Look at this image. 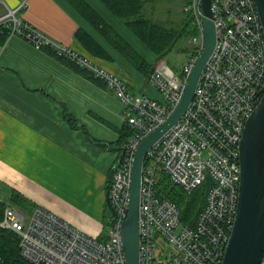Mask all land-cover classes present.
<instances>
[{"label": "built area", "instance_id": "2783aa9c", "mask_svg": "<svg viewBox=\"0 0 264 264\" xmlns=\"http://www.w3.org/2000/svg\"><path fill=\"white\" fill-rule=\"evenodd\" d=\"M193 0L198 33L182 72L157 62L149 74L156 94L133 93L127 81L26 21L27 0L0 15V32L20 35L36 48H50L112 87L125 108L133 133L118 153L110 199L117 215L106 240H100L57 212L3 201L0 228L19 237L21 255L34 264H127L123 223L129 214L132 171L142 139L163 124L181 102L189 75L205 46ZM217 29L215 48L181 116L148 150L140 191L139 264H222L239 203V143L246 122L264 93V30L255 0H212ZM208 175L213 182L208 183ZM181 187L188 194L205 187V202L191 221L163 189ZM0 254V264H6ZM264 264V255L260 262Z\"/></svg>", "mask_w": 264, "mask_h": 264}, {"label": "crops", "instance_id": "0c3cea01", "mask_svg": "<svg viewBox=\"0 0 264 264\" xmlns=\"http://www.w3.org/2000/svg\"><path fill=\"white\" fill-rule=\"evenodd\" d=\"M20 1L0 0V15ZM27 2L22 16L37 29L121 76L133 93L147 85L155 93L134 57L148 65L157 57L110 0ZM82 3L98 22L81 13ZM5 35L0 32V183L101 236L108 175L123 146L124 104L70 59Z\"/></svg>", "mask_w": 264, "mask_h": 264}, {"label": "water", "instance_id": "95a60500", "mask_svg": "<svg viewBox=\"0 0 264 264\" xmlns=\"http://www.w3.org/2000/svg\"><path fill=\"white\" fill-rule=\"evenodd\" d=\"M212 0H199V16L204 24L205 46L188 79L184 96L167 120L140 142L134 158L129 214L123 223V238L127 264H139V218L142 171L149 148L183 115L191 103L201 73L210 58L217 40L212 18ZM264 30V0H255ZM241 178L239 203L234 226L222 264H260L264 255V93L248 118L239 143ZM113 165L106 186L107 206L117 215L110 199ZM213 180L208 175V183Z\"/></svg>", "mask_w": 264, "mask_h": 264}, {"label": "trees", "instance_id": "16d2710c", "mask_svg": "<svg viewBox=\"0 0 264 264\" xmlns=\"http://www.w3.org/2000/svg\"><path fill=\"white\" fill-rule=\"evenodd\" d=\"M144 1L145 0H110L109 3L115 10H117L118 14L133 27L137 35L155 53L157 58L150 65H148L145 61L134 57V61L139 66V68L150 74L155 68L157 62L162 60L164 58V54L171 51L178 42L180 36L184 35L186 28H184L182 31L169 30L161 24L155 23L152 20L145 18L142 15ZM77 7L81 10V13L87 15L91 20L95 21L96 19V22L99 21L97 20L99 18L97 13L89 9L86 4H78ZM3 33L7 35L6 32ZM181 49L187 51L188 47H181ZM75 66L84 75L95 78V75L89 72L88 69L82 68L81 66L79 67L77 65ZM95 79L100 81L97 78ZM123 130L124 131L120 139L121 143H124L126 139L133 133L132 128L127 124ZM176 187L177 186H172L167 183L163 185L166 195L176 202L182 209V220L184 222L191 221L204 206L206 189L204 186H202L196 190L194 194H191L192 197L190 199H185V196ZM12 194L15 204L27 208L34 207V203L26 199L20 193L13 191ZM199 196L202 198H200L201 202L196 208L195 205ZM3 208L4 203H0V214ZM0 254L5 258L6 264H34L21 255L18 235L13 231L2 228H0Z\"/></svg>", "mask_w": 264, "mask_h": 264}, {"label": "rangeland", "instance_id": "374dc122", "mask_svg": "<svg viewBox=\"0 0 264 264\" xmlns=\"http://www.w3.org/2000/svg\"><path fill=\"white\" fill-rule=\"evenodd\" d=\"M189 5V0H148L144 8V14L147 18L151 19L155 23L161 24L169 30L182 31L184 28H186L184 35L180 36L178 42L172 48V50L163 56L168 62L170 68H172L176 73L182 72L183 65L187 62L190 53L194 50V45L191 43V36L198 33V27L192 18L193 12L191 6ZM181 47H188V49L187 51H184L181 49ZM155 56L156 55L154 54V57ZM149 87L150 86L148 85L144 86L143 92L151 93L150 91H147V88ZM137 93L141 94L142 92ZM155 94L156 91L155 93H152V95ZM127 140L128 138L126 141ZM176 188L185 196V199H190L192 197L181 187L177 186ZM12 195V190L0 183L1 199L7 203L14 204L15 202ZM200 198L202 197L199 196L197 198V203L195 205L196 208L201 202ZM113 220L114 215L110 209L107 208L104 219L103 233L99 237L100 240H106L108 238V235L113 228Z\"/></svg>", "mask_w": 264, "mask_h": 264}]
</instances>
